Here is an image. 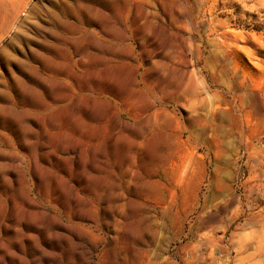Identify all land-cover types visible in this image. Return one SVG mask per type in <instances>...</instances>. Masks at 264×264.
Segmentation results:
<instances>
[{
  "label": "rangeland",
  "instance_id": "1",
  "mask_svg": "<svg viewBox=\"0 0 264 264\" xmlns=\"http://www.w3.org/2000/svg\"><path fill=\"white\" fill-rule=\"evenodd\" d=\"M0 264H264V0H0Z\"/></svg>",
  "mask_w": 264,
  "mask_h": 264
}]
</instances>
